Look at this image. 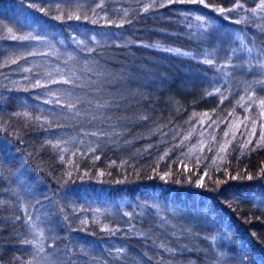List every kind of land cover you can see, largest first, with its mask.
I'll return each instance as SVG.
<instances>
[{"label":"trees","instance_id":"trees-1","mask_svg":"<svg viewBox=\"0 0 264 264\" xmlns=\"http://www.w3.org/2000/svg\"><path fill=\"white\" fill-rule=\"evenodd\" d=\"M262 3L0 0V264H264Z\"/></svg>","mask_w":264,"mask_h":264},{"label":"snow or ice","instance_id":"snow-or-ice-1","mask_svg":"<svg viewBox=\"0 0 264 264\" xmlns=\"http://www.w3.org/2000/svg\"><path fill=\"white\" fill-rule=\"evenodd\" d=\"M178 2H183V0H178ZM188 2H190V3H200V4H205V0H188ZM100 5H98V7H99ZM206 7L208 6V5H205ZM237 7H242V5H237ZM258 7H260L261 9H264V3H262L261 5H259ZM41 11H45L44 9H40ZM217 12H219V13H224V12H231V11H235L236 9L235 8H230V9H224V8H216L215 9ZM252 11L253 12H255L256 11V9H252ZM73 15L74 14H68V19H72L73 18ZM75 18L76 19H80V16H75ZM85 18H87V17H85ZM228 17H225V19H227ZM197 19L198 20H203V18L202 17H197ZM237 22H239V21H237ZM8 31L11 33L12 32V29L11 28H9L8 29ZM13 38H15V37H13ZM33 38H35V37H33ZM23 39H28V37H23ZM176 51H178V50H176ZM206 63H208V64H211L212 63V61L211 60H207V61H205ZM57 81H53V83H56ZM64 83H70V81H68V80H65V81H63ZM261 104L262 105H264V101H261ZM68 107L69 108H72V107H74V105H71V104H69L68 105ZM25 115H28L27 113H25ZM205 116L206 115H208L207 113H205L204 114ZM36 119H39V117H37ZM225 135H227V133H225ZM185 139H187V137H185ZM260 141H264V134H261V136H260V139L257 141V147H260V146H262L261 145V143H260ZM248 143L250 144L251 143V140H249L248 141ZM247 145H244V147H246ZM53 147H58V145H53ZM226 149L225 148H221V151H225ZM253 150H255V149H253ZM165 155H167V153H165ZM163 158V157H162ZM97 159H98V157H97ZM61 160H63V157H61ZM260 174H264V169H261L260 170V173H258L257 175H260ZM101 175H103V173H101ZM165 175H167V173L165 174ZM162 179H163V177H161ZM236 177H233V179H235ZM247 179H249V180H251V179H253V176L249 173V174H247ZM216 183L217 184H220V183H222V181H216ZM198 186H200V187H205V185L202 183V182H198ZM26 243H30V242H27L26 241ZM42 250V249H41Z\"/></svg>","mask_w":264,"mask_h":264},{"label":"rangeland","instance_id":"rangeland-1","mask_svg":"<svg viewBox=\"0 0 264 264\" xmlns=\"http://www.w3.org/2000/svg\"><path fill=\"white\" fill-rule=\"evenodd\" d=\"M263 110V109H262ZM257 120V119H256ZM256 123V122H255Z\"/></svg>","mask_w":264,"mask_h":264},{"label":"bare ground","instance_id":"bare-ground-1","mask_svg":"<svg viewBox=\"0 0 264 264\" xmlns=\"http://www.w3.org/2000/svg\"><path fill=\"white\" fill-rule=\"evenodd\" d=\"M251 26V25H250ZM60 85V84H59Z\"/></svg>","mask_w":264,"mask_h":264}]
</instances>
